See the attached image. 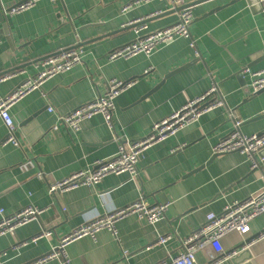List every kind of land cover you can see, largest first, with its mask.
<instances>
[{"label":"crops","instance_id":"obj_1","mask_svg":"<svg viewBox=\"0 0 264 264\" xmlns=\"http://www.w3.org/2000/svg\"><path fill=\"white\" fill-rule=\"evenodd\" d=\"M22 1L0 0V75L22 72L0 83V98L33 78L42 59L73 48L81 49L82 56L69 71L47 79L10 108L19 147L4 143L6 128L0 120V210L6 215L28 206L42 211L36 220L0 236V264H32L91 219L140 199L148 205L169 204L163 219L149 225L127 217L116 223L115 237L106 230L82 237L43 264L170 260L208 215L261 189L264 167L257 155L258 167L251 170L246 155L213 157L212 147L236 121L244 136L264 131V90L248 94L250 78L240 75L243 68L264 69V0L261 8L248 0L194 5L189 38H177L149 56L113 61L106 55L135 38L129 23L146 19L147 30L155 31L175 23L178 7L171 0H39L25 11L4 12ZM112 80L133 83L114 99L109 125L101 115L82 121L76 133L59 123L60 116L102 95ZM212 84L221 105L146 149L135 178L109 175L91 188L49 193V186L113 157L124 141L146 137L154 124L203 96ZM249 228L245 237L224 236L221 245L229 252L249 240L243 247L250 257L245 264H264V235L258 236L264 232V214ZM42 231L49 236L32 242ZM161 235L171 239L153 246ZM215 257L206 247L194 255V264H210ZM229 259L222 264H230Z\"/></svg>","mask_w":264,"mask_h":264},{"label":"built area","instance_id":"obj_2","mask_svg":"<svg viewBox=\"0 0 264 264\" xmlns=\"http://www.w3.org/2000/svg\"><path fill=\"white\" fill-rule=\"evenodd\" d=\"M37 1L39 0H25L4 12L10 15L16 14L31 8ZM150 1L154 0H137L135 4ZM195 1L198 0H171L175 7L180 8L177 12V20L172 25L155 31L149 32L147 30L146 19H139L129 23L128 26L132 27L135 35L134 40L110 52L106 55L107 60L129 59L140 54L149 56L160 46L167 45L177 38H189V28L193 22V17L192 7H187V5ZM128 8L129 6H125L122 11H126ZM81 56L82 50L73 48L42 59L38 62L39 71L33 78L25 80L12 93L0 98V120L6 128L5 144L8 143L15 147L20 146L15 135L16 127L9 113L10 108L27 94L38 89L47 79L57 74L65 73L80 63ZM195 56H197V53H195ZM149 71L150 69L145 71V74ZM21 73V71H18L0 75V83ZM240 75L242 77L248 75L250 78L246 88L248 94H254L264 89V69L251 71L248 68H243ZM132 83L108 81L107 88L102 95H98L92 101L60 116L58 118L59 123L68 131L76 133L80 130L82 121L95 115H101L109 125L114 108V99ZM216 93L217 88L212 84L203 96L189 101L169 117L154 124L146 137L136 141H124L118 146V151L113 157L96 161L89 171H79L63 181L49 186V193L54 195L79 187L91 188L109 175L128 174L132 179L135 178L139 156L152 145L165 140L177 130L195 121L200 115L220 106V101L213 97ZM47 111L51 113L52 109L48 108ZM234 126L235 128L232 131L222 137L212 147V155L244 154L251 159V170H256L258 163L253 156L264 148V131L259 134L244 136L239 131L240 122L236 121ZM168 205L167 203L148 205L140 199L119 209L108 211L101 216H96L65 236L54 251L32 264H43L49 260L59 258L63 255L64 248L68 243L82 237L94 238L102 230L111 232L115 237L116 223L130 216H135L139 221L154 225L163 219ZM41 212L40 209L33 206L22 208L9 215L4 214L0 210V236L12 234L17 228L36 220ZM262 214H264V183L258 192L250 195L245 200L225 207L218 215H208L205 222L180 243L181 250L175 257L154 264H194V255L206 247L211 248L216 255L210 264H222L231 255L224 251L221 245L222 238L230 233H237L241 237L247 236L250 233L249 223ZM261 235H264V232L258 234L259 237ZM47 236H49V233L42 231L37 237L32 239V242H35L40 237ZM170 239V235L158 236L153 246H164ZM126 254L123 253V256H126ZM63 264H67V261L64 260Z\"/></svg>","mask_w":264,"mask_h":264},{"label":"water","instance_id":"obj_3","mask_svg":"<svg viewBox=\"0 0 264 264\" xmlns=\"http://www.w3.org/2000/svg\"><path fill=\"white\" fill-rule=\"evenodd\" d=\"M25 1V0H24ZM24 1H22V2H24ZM207 1H209V0H198V1H195V2H193L192 4H189V5H187V7H192V6H194V5H198V4H200V3H204V2H207ZM248 2H250V4H252V6H254V5H258L259 7L262 5V3L260 2V0H248ZM255 3V4H254ZM261 8V7H260ZM180 8H178V10H179ZM187 66H189V65H186V66H183V67H180V68H178V69H175L174 71H171L166 77H165V79L166 78H168V77H170V76H173V75H175V74H177V73H179L180 71H182V70H184ZM242 78V77H241ZM264 90V89H263ZM262 91V90H261ZM260 92V91H259ZM259 92H257V93H254V95H257ZM253 95H251L250 97H252ZM258 156V158H260L262 161V165H263V167H264V148H262L261 150H259L254 156H253V158L255 159V156ZM215 156H217V155H213V157H215ZM201 168H203V167H200L199 169H196V170H194V171H192L191 172V174L192 173H194V172H196L197 170H200ZM247 242H249V240H247V241H245V242H243L241 245H239L238 247H236V248H234L233 250H231V251H229L227 254H231L230 255V259H229V262H230V264H245V262L247 261V260H249L250 259V257H249V254H248V252L245 250V249H243V247H244V244L245 243H247ZM249 264V263H248Z\"/></svg>","mask_w":264,"mask_h":264}]
</instances>
